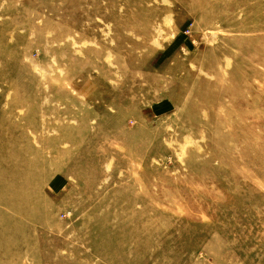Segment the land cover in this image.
I'll return each instance as SVG.
<instances>
[{"label": "rangeland", "instance_id": "obj_1", "mask_svg": "<svg viewBox=\"0 0 264 264\" xmlns=\"http://www.w3.org/2000/svg\"><path fill=\"white\" fill-rule=\"evenodd\" d=\"M0 264H264V0H0Z\"/></svg>", "mask_w": 264, "mask_h": 264}, {"label": "crops", "instance_id": "obj_2", "mask_svg": "<svg viewBox=\"0 0 264 264\" xmlns=\"http://www.w3.org/2000/svg\"><path fill=\"white\" fill-rule=\"evenodd\" d=\"M164 104H160V110H159V112H161V109H162V111H164L165 110V108H167V105L165 104V102H163Z\"/></svg>", "mask_w": 264, "mask_h": 264}]
</instances>
